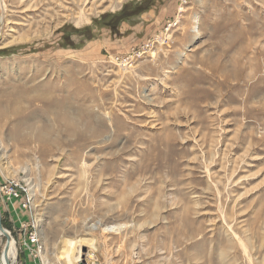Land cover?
Returning a JSON list of instances; mask_svg holds the SVG:
<instances>
[{
    "label": "rangeland",
    "instance_id": "obj_1",
    "mask_svg": "<svg viewBox=\"0 0 264 264\" xmlns=\"http://www.w3.org/2000/svg\"><path fill=\"white\" fill-rule=\"evenodd\" d=\"M0 19L15 264L31 221L48 264L80 238L94 264H264V0H0Z\"/></svg>",
    "mask_w": 264,
    "mask_h": 264
},
{
    "label": "built area",
    "instance_id": "obj_2",
    "mask_svg": "<svg viewBox=\"0 0 264 264\" xmlns=\"http://www.w3.org/2000/svg\"><path fill=\"white\" fill-rule=\"evenodd\" d=\"M6 196L5 201L12 206V201L18 199L21 196V192L16 186L10 185V187L4 193ZM19 249L21 252L28 256L33 262V264H48L46 259H44L45 249L41 242L38 233L35 230V225L33 221L31 224H20L19 223ZM9 232V231H8ZM10 233V232H9ZM85 264H94L95 257L92 253L87 252L81 257Z\"/></svg>",
    "mask_w": 264,
    "mask_h": 264
},
{
    "label": "bare ground",
    "instance_id": "obj_3",
    "mask_svg": "<svg viewBox=\"0 0 264 264\" xmlns=\"http://www.w3.org/2000/svg\"><path fill=\"white\" fill-rule=\"evenodd\" d=\"M113 229L114 227L103 228V230H106V231H111ZM5 232L7 235H9L8 249H7V252L4 254L2 250L0 264H15L16 262L15 241L7 230H5ZM0 236H3V235L0 233ZM85 246L92 250H96L95 241L90 238H80L77 240H69V239L63 240L61 248L59 249V252L57 255V259L60 261L61 264H78L79 261L82 260L81 259L83 255L82 248Z\"/></svg>",
    "mask_w": 264,
    "mask_h": 264
},
{
    "label": "water",
    "instance_id": "obj_4",
    "mask_svg": "<svg viewBox=\"0 0 264 264\" xmlns=\"http://www.w3.org/2000/svg\"><path fill=\"white\" fill-rule=\"evenodd\" d=\"M0 233L3 235V237L5 238V242H6L4 249H3V254H4L7 252V249H8L9 235L6 234L5 229L2 226L1 215H0ZM79 264H83V263L81 262Z\"/></svg>",
    "mask_w": 264,
    "mask_h": 264
},
{
    "label": "crops",
    "instance_id": "obj_5",
    "mask_svg": "<svg viewBox=\"0 0 264 264\" xmlns=\"http://www.w3.org/2000/svg\"><path fill=\"white\" fill-rule=\"evenodd\" d=\"M139 28V27H138ZM4 246L2 247V250H3ZM1 250V251H2ZM1 255H2V252H0V261H1ZM19 264H33L32 260L30 258H28V256L25 254L24 255V259L19 263Z\"/></svg>",
    "mask_w": 264,
    "mask_h": 264
}]
</instances>
